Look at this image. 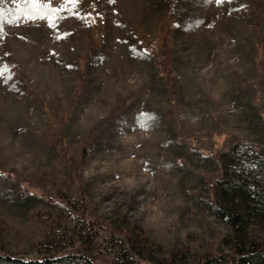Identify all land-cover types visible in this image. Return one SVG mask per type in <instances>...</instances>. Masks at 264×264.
I'll use <instances>...</instances> for the list:
<instances>
[{
    "label": "rangeland",
    "instance_id": "rangeland-1",
    "mask_svg": "<svg viewBox=\"0 0 264 264\" xmlns=\"http://www.w3.org/2000/svg\"><path fill=\"white\" fill-rule=\"evenodd\" d=\"M2 7L0 254L233 261L213 183L242 161L264 191V0H78L55 30ZM244 219L264 253V205Z\"/></svg>",
    "mask_w": 264,
    "mask_h": 264
},
{
    "label": "trees",
    "instance_id": "trees-1",
    "mask_svg": "<svg viewBox=\"0 0 264 264\" xmlns=\"http://www.w3.org/2000/svg\"><path fill=\"white\" fill-rule=\"evenodd\" d=\"M249 155L252 156V164L248 165V168L252 172L256 171V177L260 179L259 168L264 164V156L258 148L252 150ZM253 155L259 156V158L253 157ZM220 162L221 173L213 183V197L214 202H217V199H219L224 203L223 207L218 210V216L226 220L233 228L232 242L236 247L237 257L233 261H228L225 256L215 253L203 257L198 264H264V253L259 251L253 242L247 241L244 238L245 235L243 236V230L246 225L244 215L254 217L258 214L264 205V191L257 184L239 185L235 183V180H231L230 170L233 168L232 171L235 173V176L239 175L237 172L241 171L240 168L243 166L242 161L237 166L231 165L229 160L223 159ZM235 178L239 183H245L243 179H240V176H236ZM137 244L140 245V242H137ZM91 253L77 249L64 254H49L38 258H23L0 254V264H100L93 258ZM128 264L131 263L128 262Z\"/></svg>",
    "mask_w": 264,
    "mask_h": 264
},
{
    "label": "snow or ice",
    "instance_id": "snow-or-ice-1",
    "mask_svg": "<svg viewBox=\"0 0 264 264\" xmlns=\"http://www.w3.org/2000/svg\"><path fill=\"white\" fill-rule=\"evenodd\" d=\"M4 2L5 0H0V19L3 18L4 14L2 7ZM11 2L16 5L17 12H19L21 15H28L32 19L39 18L41 20H46L49 29L53 30L58 27V20L60 19L58 15L59 13L70 12L75 15H79L75 11L78 0H64V3L58 8L52 7L51 0H11ZM216 2L218 4L224 3L225 0H216ZM41 13H43V15H41ZM57 39H60V37L57 36ZM5 70L6 69L0 70V76L4 75Z\"/></svg>",
    "mask_w": 264,
    "mask_h": 264
}]
</instances>
